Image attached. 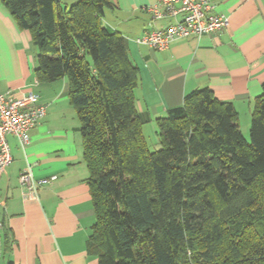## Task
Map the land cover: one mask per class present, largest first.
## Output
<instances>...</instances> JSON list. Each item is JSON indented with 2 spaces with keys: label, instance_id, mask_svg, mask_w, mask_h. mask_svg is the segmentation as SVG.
<instances>
[{
  "label": "trees",
  "instance_id": "1",
  "mask_svg": "<svg viewBox=\"0 0 264 264\" xmlns=\"http://www.w3.org/2000/svg\"><path fill=\"white\" fill-rule=\"evenodd\" d=\"M0 4L31 33L37 80L69 79L96 213L88 251L99 264H264V85L250 141L234 104L202 88L156 120L152 150L138 66L102 21L112 0Z\"/></svg>",
  "mask_w": 264,
  "mask_h": 264
},
{
  "label": "crops",
  "instance_id": "2",
  "mask_svg": "<svg viewBox=\"0 0 264 264\" xmlns=\"http://www.w3.org/2000/svg\"><path fill=\"white\" fill-rule=\"evenodd\" d=\"M112 1L102 21L125 38L138 66L136 106L147 139L158 138L159 117L202 88L232 102L243 134L250 132L254 100L264 85V0H212L228 25L177 40L164 50L137 42L146 30L173 22L153 20L147 8L157 0ZM36 67L30 31L20 29L0 4V92L15 97L33 92L46 108L25 149L14 135L7 136L13 160L0 178V264H99V257L88 251L96 213L69 79L40 83ZM28 166L38 181L57 177L38 182L37 198H30L19 182Z\"/></svg>",
  "mask_w": 264,
  "mask_h": 264
},
{
  "label": "built area",
  "instance_id": "3",
  "mask_svg": "<svg viewBox=\"0 0 264 264\" xmlns=\"http://www.w3.org/2000/svg\"><path fill=\"white\" fill-rule=\"evenodd\" d=\"M153 20L172 19L173 22L162 28H150L137 42L156 50H164L180 39L201 37L222 31L228 25V17L215 10L212 0H157L147 8ZM46 115V108L37 104L33 92L15 97L12 93L0 92V178L13 160L7 136L14 135L22 148L30 143V131ZM35 178L33 168L26 167L19 176L21 187L30 198H37L38 182L49 183L55 180Z\"/></svg>",
  "mask_w": 264,
  "mask_h": 264
},
{
  "label": "rangeland",
  "instance_id": "4",
  "mask_svg": "<svg viewBox=\"0 0 264 264\" xmlns=\"http://www.w3.org/2000/svg\"><path fill=\"white\" fill-rule=\"evenodd\" d=\"M69 4H73V3H75V2H77V0H66ZM246 139L248 140V141H250V132H248L247 134H246ZM147 139V138H146ZM147 141H148V143H149V145H150V147L152 148V150H154V149H157V148H159L160 147V145H158V142H159V140H158V138L156 137V136H152V138L150 137V138H148L147 139Z\"/></svg>",
  "mask_w": 264,
  "mask_h": 264
}]
</instances>
